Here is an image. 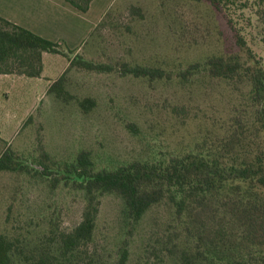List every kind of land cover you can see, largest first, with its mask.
I'll return each mask as SVG.
<instances>
[{
	"label": "rangeland",
	"instance_id": "374dc122",
	"mask_svg": "<svg viewBox=\"0 0 264 264\" xmlns=\"http://www.w3.org/2000/svg\"><path fill=\"white\" fill-rule=\"evenodd\" d=\"M131 3L141 5L145 16L131 14ZM249 4L246 12L238 10L239 25L264 61V3L249 0ZM249 13L252 18L247 22ZM104 19L88 44L94 43L95 53L85 55L89 46L82 52L87 57L175 71L193 62L201 66L187 79H149L73 66L59 94L61 83L50 86L63 73L61 59L66 56L60 53L50 52L53 67L42 78L0 75V132L24 163L42 169L46 160L60 171L65 162L88 150L94 170L113 169L170 149L204 150L206 145L219 149L236 119L252 122L256 106L244 74L214 76L205 65L212 55L245 53L224 16L209 2L115 0ZM88 96L94 104L80 102ZM174 105H184L187 113H175ZM129 122L139 130L130 129ZM203 137L207 143L199 145ZM53 175L34 169L0 170V231L17 243L11 264H35L43 250L57 252L58 240L48 239L52 222L57 221L60 229H72L81 218L85 190L71 178L53 184ZM100 199L90 244L97 262L112 264L128 239L127 264H194L200 231L189 213L180 216L171 201L163 200L133 221L122 194L104 192ZM172 244L173 252L154 255L156 246Z\"/></svg>",
	"mask_w": 264,
	"mask_h": 264
},
{
	"label": "trees",
	"instance_id": "16d2710c",
	"mask_svg": "<svg viewBox=\"0 0 264 264\" xmlns=\"http://www.w3.org/2000/svg\"><path fill=\"white\" fill-rule=\"evenodd\" d=\"M69 1L82 10H87L91 2ZM206 1L224 16L235 42L245 53L212 55L205 60V65L214 76L233 78L244 74L256 106L252 122L236 119L234 130L224 137L219 149L208 145L204 150L200 147L185 152L170 149L153 157L134 159L117 168L98 170L93 169L88 150H81L75 161L65 162L60 171L46 160L41 162L42 169L24 163L0 132V170L34 169L45 175L54 174L53 184L71 178L68 180L83 188L87 195L81 218L72 229H60L57 221L52 222L48 239L58 240V251L43 250L35 264H101L93 257L90 244L97 225L100 196L104 192L122 194L133 221H138L149 207L163 200L171 201L178 215L189 213L193 216L200 231L194 246V264H264V61L249 45L243 27L239 25L238 10L249 9V0ZM128 8L131 14L145 16L142 6L137 3H131ZM251 16V13L246 15L247 22ZM44 51L60 52L69 59L66 69L50 86L54 88L61 83L58 94L65 90L62 82L73 66L99 72L115 70L122 75L149 79L173 76L187 79L201 66L199 62H193L175 71L128 60H96L70 48L62 39L45 37L0 14V73L40 76ZM80 102L94 104L95 100L88 96ZM173 111L185 114L188 109L184 105H174ZM127 125L133 131L139 130L134 122ZM258 138L259 144L256 143ZM197 143L206 144L207 138L203 137L202 142ZM44 156L50 157L48 153ZM11 210L10 204L8 215ZM15 249L16 241L0 231V264H11ZM174 249L175 244L156 246L154 255L158 257L160 252H173ZM129 254L128 239H125L112 264H127ZM186 257L189 258V254L186 253Z\"/></svg>",
	"mask_w": 264,
	"mask_h": 264
},
{
	"label": "crops",
	"instance_id": "0c3cea01",
	"mask_svg": "<svg viewBox=\"0 0 264 264\" xmlns=\"http://www.w3.org/2000/svg\"><path fill=\"white\" fill-rule=\"evenodd\" d=\"M114 2L115 0H91L89 8L82 10L69 0H0V14L45 37L53 40L62 39L70 48H75L79 52H84L89 46L84 52L89 56L95 53L94 41L88 45L89 39ZM50 52L43 53L42 74L30 77L46 76L49 67H53ZM63 58L60 73L69 64L68 57ZM3 74L14 73H0Z\"/></svg>",
	"mask_w": 264,
	"mask_h": 264
}]
</instances>
